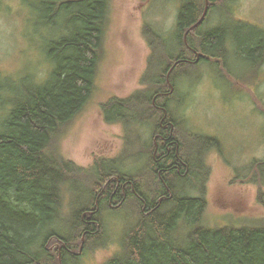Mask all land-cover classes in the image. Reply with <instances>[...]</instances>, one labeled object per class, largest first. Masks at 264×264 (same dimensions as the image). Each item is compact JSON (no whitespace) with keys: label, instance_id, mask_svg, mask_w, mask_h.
<instances>
[{"label":"trees","instance_id":"obj_1","mask_svg":"<svg viewBox=\"0 0 264 264\" xmlns=\"http://www.w3.org/2000/svg\"><path fill=\"white\" fill-rule=\"evenodd\" d=\"M180 1L170 32L144 25L151 53L142 88L101 103L104 121L123 127L122 151L115 158H96L85 168L47 148L94 93L110 0H37L53 16L68 13L70 30L51 42L56 66L50 80L7 109L0 124V264H53L46 247L53 237L65 242L59 262L66 263L76 238L85 234L87 244L104 238L101 211L105 205L111 208V198L123 200L122 209H134L138 218L121 252L105 264H264V221L233 227L205 223L206 158L221 145L190 128L186 116L175 117L182 90L178 81L196 66L191 60L197 59L195 51L200 55L197 66L214 64L232 77L230 29L207 24L229 0H210L206 17L187 33V42L185 34L200 20L206 3ZM227 13L240 28L248 26L231 10ZM246 45L240 53L257 68L264 61V35ZM173 65L172 92L167 74ZM83 183L87 188L75 189Z\"/></svg>","mask_w":264,"mask_h":264},{"label":"rangeland","instance_id":"obj_2","mask_svg":"<svg viewBox=\"0 0 264 264\" xmlns=\"http://www.w3.org/2000/svg\"><path fill=\"white\" fill-rule=\"evenodd\" d=\"M180 2L110 0L94 93L53 138L47 151L59 153L85 168L91 167L96 158L119 156L124 142L123 127L104 121L101 103L111 96L126 97L142 88L141 77L151 53L144 25L170 32ZM228 10L248 26L240 28V24L228 18ZM68 17V13L53 16L37 0H3L0 4V124L10 112L7 109H13L18 101L26 99L30 90L50 80L56 66L50 45L68 35ZM207 24L209 27L222 24L230 29L234 40L228 60L232 77L214 64L197 66L200 59L195 61L192 57V64L197 67L181 75L180 100L174 106L177 119L186 116L190 128L217 138L221 145L220 150H210L206 158L210 176L206 183L205 223L211 227H233L250 220L264 221V61L252 69L254 60L240 53V49L247 48L248 41L264 35V0L225 1ZM190 85L194 89L186 91ZM168 126L164 124L165 128ZM85 187L84 183L76 184L75 189ZM86 198L85 194L83 200ZM122 204L123 200L116 202L111 198V208L105 205L101 211L104 238L91 244L86 243L85 234L76 238L72 242L73 256L66 263L59 262L65 242L59 237L58 241L51 238L46 247L53 264H105L119 254L125 235L138 218L137 211L124 210Z\"/></svg>","mask_w":264,"mask_h":264},{"label":"water","instance_id":"obj_3","mask_svg":"<svg viewBox=\"0 0 264 264\" xmlns=\"http://www.w3.org/2000/svg\"><path fill=\"white\" fill-rule=\"evenodd\" d=\"M205 10H204V12H203V15L201 16V18H200V20L196 23V24H194L191 28H189V30L186 32V34H185V40H186V42H187V33L190 31V30H192L193 28H195V27H197L203 20H204V18L206 17V15H207V13H208V10H209V4H210V0H205ZM196 52V54H197V59H196V61L200 58V55H199V53L197 52V51H195ZM176 65V64H175ZM175 65H173V67L169 70V72H168V74H167V80H168V83L171 85V87H172V90H173V85H172V83H171V81H170V75H171V73H172V70L174 69V67H175ZM167 110H165V114H164V117H163V119H165L166 117H167ZM172 125V129H173V124H171Z\"/></svg>","mask_w":264,"mask_h":264},{"label":"flooded vegetation","instance_id":"obj_4","mask_svg":"<svg viewBox=\"0 0 264 264\" xmlns=\"http://www.w3.org/2000/svg\"><path fill=\"white\" fill-rule=\"evenodd\" d=\"M165 126H168V124H166Z\"/></svg>","mask_w":264,"mask_h":264},{"label":"bare ground","instance_id":"obj_5","mask_svg":"<svg viewBox=\"0 0 264 264\" xmlns=\"http://www.w3.org/2000/svg\"><path fill=\"white\" fill-rule=\"evenodd\" d=\"M169 124V123H168Z\"/></svg>","mask_w":264,"mask_h":264}]
</instances>
